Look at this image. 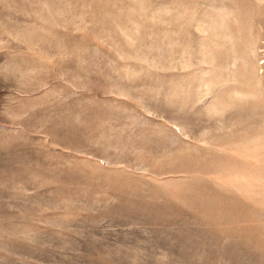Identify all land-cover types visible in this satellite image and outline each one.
<instances>
[{"label":"rangeland","instance_id":"374dc122","mask_svg":"<svg viewBox=\"0 0 264 264\" xmlns=\"http://www.w3.org/2000/svg\"><path fill=\"white\" fill-rule=\"evenodd\" d=\"M0 264H264V0H0Z\"/></svg>","mask_w":264,"mask_h":264}]
</instances>
